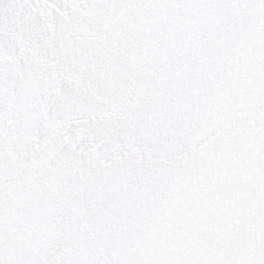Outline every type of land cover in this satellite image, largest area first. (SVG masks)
<instances>
[{
	"label": "snow or ice",
	"instance_id": "snow-or-ice-1",
	"mask_svg": "<svg viewBox=\"0 0 264 264\" xmlns=\"http://www.w3.org/2000/svg\"><path fill=\"white\" fill-rule=\"evenodd\" d=\"M0 264H264V0H0Z\"/></svg>",
	"mask_w": 264,
	"mask_h": 264
}]
</instances>
